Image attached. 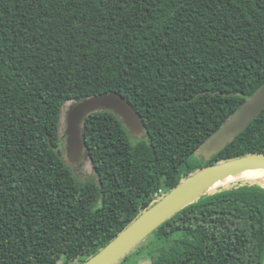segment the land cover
<instances>
[{
	"label": "trees",
	"instance_id": "1",
	"mask_svg": "<svg viewBox=\"0 0 264 264\" xmlns=\"http://www.w3.org/2000/svg\"><path fill=\"white\" fill-rule=\"evenodd\" d=\"M263 85L264 0H0V264H85L186 179L264 153V111L211 159L201 149ZM111 93L144 135L93 112L71 164L62 112ZM260 181L166 221L151 264H264Z\"/></svg>",
	"mask_w": 264,
	"mask_h": 264
},
{
	"label": "water",
	"instance_id": "2",
	"mask_svg": "<svg viewBox=\"0 0 264 264\" xmlns=\"http://www.w3.org/2000/svg\"><path fill=\"white\" fill-rule=\"evenodd\" d=\"M103 109L111 110L120 116L135 139L144 135L146 130L144 122L135 108L123 96L111 93L84 100L74 104L67 116L65 136L67 139V159L71 164H81L86 159L82 130L84 120L89 114ZM263 111L264 85L217 133L202 145L204 157L211 159L220 153ZM252 168H264V153L251 154L199 171L145 211L117 238L85 264H119L166 221L202 195L209 194L204 193V190L213 181Z\"/></svg>",
	"mask_w": 264,
	"mask_h": 264
},
{
	"label": "rangeland",
	"instance_id": "3",
	"mask_svg": "<svg viewBox=\"0 0 264 264\" xmlns=\"http://www.w3.org/2000/svg\"><path fill=\"white\" fill-rule=\"evenodd\" d=\"M69 104L67 107H69ZM67 110V108H66ZM63 111L61 116V137L64 138L66 126H67V116L68 111ZM66 152H67V142H66ZM72 171L77 174V178L80 182H88L95 179L94 171L92 165L88 162L84 163L80 167L72 166ZM244 179L249 177H256L255 173H245ZM242 179V180H244ZM239 179H234V181H238ZM262 185H264V181H260ZM153 235H150L144 242H142L139 246H137L129 255V258L120 262L119 264H151L153 259L158 256L161 247L163 246L161 243L157 242ZM59 264H64L60 262Z\"/></svg>",
	"mask_w": 264,
	"mask_h": 264
},
{
	"label": "bare ground",
	"instance_id": "4",
	"mask_svg": "<svg viewBox=\"0 0 264 264\" xmlns=\"http://www.w3.org/2000/svg\"><path fill=\"white\" fill-rule=\"evenodd\" d=\"M247 172L256 174V177H249V178H258V179L264 181V168L246 169V170H242L240 172H237L235 174L226 175L222 178L216 179L209 186H207L205 188L204 193H210V192H212L216 189H219L223 186L229 185V184L233 183L234 179H239L238 181H240V180L244 179L243 174H245ZM234 182H237V181H234Z\"/></svg>",
	"mask_w": 264,
	"mask_h": 264
},
{
	"label": "built area",
	"instance_id": "5",
	"mask_svg": "<svg viewBox=\"0 0 264 264\" xmlns=\"http://www.w3.org/2000/svg\"><path fill=\"white\" fill-rule=\"evenodd\" d=\"M161 193L157 194V196H159Z\"/></svg>",
	"mask_w": 264,
	"mask_h": 264
}]
</instances>
